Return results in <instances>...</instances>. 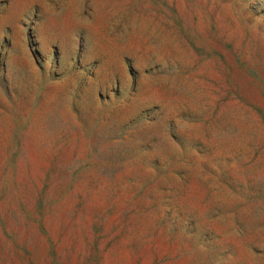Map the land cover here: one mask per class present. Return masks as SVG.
Returning a JSON list of instances; mask_svg holds the SVG:
<instances>
[{"label":"rangeland","instance_id":"1","mask_svg":"<svg viewBox=\"0 0 264 264\" xmlns=\"http://www.w3.org/2000/svg\"><path fill=\"white\" fill-rule=\"evenodd\" d=\"M0 264H264V0H0Z\"/></svg>","mask_w":264,"mask_h":264}]
</instances>
